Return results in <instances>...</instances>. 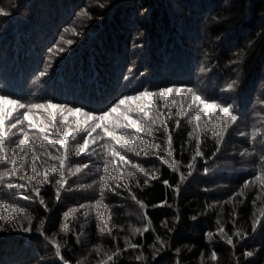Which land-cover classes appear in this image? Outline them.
<instances>
[{
  "label": "trees",
  "instance_id": "trees-1",
  "mask_svg": "<svg viewBox=\"0 0 264 264\" xmlns=\"http://www.w3.org/2000/svg\"><path fill=\"white\" fill-rule=\"evenodd\" d=\"M98 3L105 0H0V8L9 13L0 15V94L25 104L52 102L99 115L125 95L187 87L209 103L233 105L230 113L238 120L225 124L217 119V110L209 108L196 121L195 110L187 109L191 94L187 100L175 95L176 108H171V98L156 101L166 105L167 129L150 112L157 125L150 126L152 136L141 133L135 145L138 156L120 149L103 133L89 148L90 152L95 148V155L77 156L76 149L86 136L77 133L78 139H69L66 146L65 188L57 200L59 170L50 172L47 182L43 171L52 163L59 169L58 161L49 154L58 156L65 149L57 152L38 129L44 127L48 140L56 141L62 139L56 128L66 133L69 128L58 113L54 127L49 112L33 110L30 117L37 128L29 129L25 123L30 147L18 153L25 155L27 162L21 167L18 161L17 175L4 177L0 183V204L10 206L0 209V264H62L53 240L69 264H264V188L259 182L251 183L264 173V0H107L104 8ZM82 12L87 15L81 16ZM69 40L71 45L66 43ZM54 46L65 50L49 54L48 49ZM45 67L48 72L40 77ZM233 81L236 84L227 90ZM181 106L188 113L185 117L179 115ZM125 107L110 119L115 121ZM65 115L75 132L76 119L83 117ZM117 122L122 123V117ZM197 123L204 156L192 161L196 141L187 133ZM169 132L173 136L171 156ZM135 134L134 130L126 133ZM22 138L17 135L6 144L9 157ZM152 144L158 147H150ZM113 150L149 175L130 164L121 166L110 155ZM159 157L168 164H162ZM34 158L37 178L30 180ZM106 159L110 161L107 174L103 172ZM174 160L179 162V172L169 167ZM190 162L195 165L193 174L177 195L174 187L179 184V173L187 177ZM84 164L89 167L71 174ZM10 171V164L0 163V172ZM127 172H132L133 178ZM25 175L29 179H19ZM101 176L103 190L99 187ZM164 180L172 187H165ZM246 181L250 182L248 188H244ZM9 183L25 187L9 190ZM38 184L39 197L32 191ZM40 198L45 205L39 203ZM97 199L101 200L99 212ZM165 199L168 206L154 207ZM26 217L32 219L28 232L23 230L29 227ZM258 218L253 231L252 223ZM41 221H45L44 227L38 231ZM165 221L167 229L162 227ZM220 225L233 237L235 247L217 234ZM65 226L67 230H63ZM137 228L141 231L133 235ZM237 230L246 238L236 237ZM210 231L214 233L211 240L206 235ZM157 236L166 247L154 259L153 246L160 247ZM125 237L143 247L125 252ZM117 249L120 255L108 261ZM213 250L216 261L210 258ZM140 255L145 257L143 261L136 260Z\"/></svg>",
  "mask_w": 264,
  "mask_h": 264
},
{
  "label": "snow or ice",
  "instance_id": "snow-or-ice-1",
  "mask_svg": "<svg viewBox=\"0 0 264 264\" xmlns=\"http://www.w3.org/2000/svg\"><path fill=\"white\" fill-rule=\"evenodd\" d=\"M107 0H105V3H98V6L100 8L106 7ZM9 13L5 11L4 9L0 8V15L7 16ZM81 16H86L87 13L82 12L80 14ZM65 32H68L69 29L65 28ZM73 31H75L73 29ZM64 37L61 36L60 40L63 41ZM68 45H71L72 41L69 40L66 42ZM58 51L59 53L64 52L63 47H56L49 48L48 53L52 54L53 51ZM205 69L201 68V71L203 72ZM48 72V67H45L44 70H42L39 73L40 77H44ZM236 84V81H233L231 84L228 85L227 90H231L233 86ZM189 94H191L190 102L187 104V109L195 110V116L193 117L194 120L200 121L201 115L204 113L205 109H216V117L217 119L224 120L225 124L229 122V120L232 123H235L238 120V117L236 115H231L230 110L234 108L233 105H227L222 107L221 104L216 103L213 101L212 103H209L207 99H202L200 95L196 94V91L192 88L187 87H165L160 88L158 91H149L148 89H145L141 92H139L137 95H125L122 98L118 100V102H115L112 104L110 108H108L107 111H101L99 115L94 114V111H84L81 107H68L67 105H61V104H54L52 102L48 103H31V104H25L22 103L19 99H12L6 94H0V163H6L11 165V171L10 172H0V183H2V180L4 177L8 176H16L17 175V164L18 161L21 163V167L24 163L27 161L25 160V155H18V153H24L25 149L29 148L30 145L28 143V133L25 131V123L27 122V127L29 129L36 130L37 125L33 123L30 113L33 112V110H44L45 112H49V114L53 117V126L55 127V118L56 114L58 113L59 116L62 118L61 122L64 124V127L69 128V131L66 133L62 131L60 128H56V131L59 133V135L62 137L60 140H48V136L46 134V129L44 127H39V132L44 133L45 140L48 142L49 145L53 146L57 152H60L61 148H64L65 151L62 152L58 156H51V159L54 161H58L59 163V169H57L56 163L50 164L47 168L43 171V178L44 181H48L49 173H55L57 170H59V176L60 180L57 181V187H56V198L59 200L61 195V189L65 188V166L66 161L69 159L67 149V144L69 139L75 141L78 139L77 133L83 132L86 133V136L83 137V143L80 144L76 149V155L77 156H92L96 154L95 148H92V151H89V148L91 145H95L100 139H101V133H103L104 137L110 138L111 140L115 141V145H118L120 149H126L128 152H134L137 156L140 155L139 150L135 147V145L141 140V133H147L148 136H152V129L150 126L157 125V119L153 117V115H150V112H153L156 117H159L160 123L167 129V118L164 117V109L165 104L161 103L160 105H157L156 101L159 100L161 102H167L171 98V108L177 107V102L174 98L175 95L182 96L185 100L188 99ZM122 106L125 107L124 112L120 113L116 120H111L110 117L114 114L118 113V110L122 108ZM21 109H25L22 113L20 112ZM54 110V111H49ZM67 113L68 115L77 116L79 114L83 117V119L77 118L75 121V132L71 131L72 125H70L68 121V116L65 115ZM220 113L226 114V117L220 116ZM187 111L183 109L181 106L179 115L181 117H185L187 115ZM133 115H135L137 118H133ZM209 115H211L209 113ZM122 117V123H118ZM14 121V122H13ZM179 127V121H177V128ZM111 129V130H110ZM200 129L201 126L199 123L196 124V126L192 129V131L188 132L187 135L189 138L195 139L196 141V150L195 153L192 155L191 159L192 161H196L198 158H203L204 153L200 150ZM15 130V131H14ZM99 130V131H98ZM128 130H134L135 135H126ZM117 132H120V135H117ZM95 133V135H93ZM17 135L23 136L24 138L19 139L18 145L16 148H13L11 151V155L9 157L8 152L6 150V144L12 143L13 138ZM255 133H253V139H255ZM91 138V139H89ZM167 143L169 146L168 155H172V143H173V136L172 133L169 132L167 136ZM144 145H148V141H143ZM59 145V147H56ZM150 147L156 148L158 145L152 144ZM217 151H219V145L217 146ZM145 152H147V149L145 148ZM107 154V153H106ZM33 155L35 156V150L33 149ZM110 155L113 159H118L120 161L121 166L124 164H130L132 168L137 169L139 172L144 173L145 176H148L149 173L145 170V168L141 167L138 164L132 163L131 160L127 159L126 155H122L120 151H111ZM215 155V153L213 154ZM162 164H168V161L165 160L163 157H159ZM109 160H105L103 163V172L109 173ZM179 162L173 161V165H169L171 170L173 172H179ZM88 164H84L82 167H77L75 172H72L71 174L74 176L78 172H80L83 168H88ZM195 165L193 163H189L187 165L188 168V175L187 177L183 173H179V184H177L174 187V191L179 194L181 185L187 180L188 177H191L193 174V169ZM116 171H120V167L116 168ZM207 171V169H205ZM31 178L30 180H35L36 173H37V161L36 159L31 160ZM123 176L124 173H121ZM127 176L130 178H133L132 172H127ZM20 180L29 179V177L20 176ZM154 179V177H153ZM100 184L99 187L101 190L105 188V182L104 177H100ZM255 182H259L261 188H264V173L257 174L254 178L253 185ZM165 187H172L169 184L168 180L163 181ZM249 181H246L244 184V188H248ZM7 189H22L25 187L24 184H12L9 183L6 185ZM33 192L36 193L37 197L40 196V185L38 184L37 187L32 189ZM129 193H132V189H128ZM240 195H243V192L239 193ZM25 200H28L29 197L25 196ZM132 199L136 200L135 194H132ZM138 204L141 205V207H144L143 202L136 201ZM39 203L41 205H45V201L43 198L39 199ZM95 205L97 206V211L99 212V206L101 205V200L97 199L95 201ZM168 206L167 200L161 201L159 204L154 205V207H166ZM10 207L9 205L0 204V209H4ZM83 207V205H81ZM72 211H75L73 209ZM65 217L69 215L68 212H65L63 214ZM264 215V213H262ZM28 219L29 227L23 228L25 232L31 231V223L32 219L31 217H26ZM99 219L101 221L104 220L103 215L99 216ZM195 219V218H194ZM259 222V218L257 220H254L252 223L253 231L257 229V224ZM15 224V222H13ZM45 221H41L40 228L37 229L40 231L44 227ZM235 223V220L233 221ZM162 227L166 228L168 227L167 221L162 222ZM3 228V224H0V229ZM105 228H107V224H105ZM63 230H67L66 226ZM141 230L139 228L133 230V235H135L137 232H140ZM144 231H148V226H145ZM170 231V229H169ZM111 234L110 232L108 233ZM217 234L221 237L225 238V242L235 247L233 244V237L228 235V233L225 231V228L223 225H220V227L217 229ZM207 238L209 240L212 239L214 233L208 232ZM234 235L238 238H246L245 234L237 230ZM157 243H159L160 247L154 248V256L159 254L161 251L164 250L166 247V242L159 236L156 237ZM52 243L55 245V253L56 256L60 258L62 261V264H69L67 260L64 259V257L61 255V246L55 242V240L52 241ZM143 245L134 244L128 241V238L125 237V249L124 251L128 250H136L138 248H142ZM177 254H179L180 250L176 249ZM120 255V249H117L115 253L112 255H109L107 257L108 261H112L114 256ZM246 256L251 257L253 256L252 252H246ZM203 257V253H202ZM211 260L216 261L217 260V253L215 250L211 252ZM145 257L143 255L137 256V261H143Z\"/></svg>",
  "mask_w": 264,
  "mask_h": 264
}]
</instances>
